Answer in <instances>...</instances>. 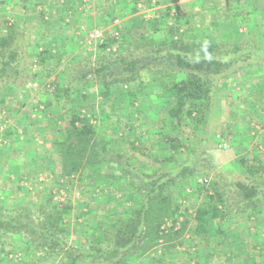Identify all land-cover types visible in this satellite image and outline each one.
<instances>
[{
    "label": "rangeland",
    "instance_id": "1",
    "mask_svg": "<svg viewBox=\"0 0 264 264\" xmlns=\"http://www.w3.org/2000/svg\"><path fill=\"white\" fill-rule=\"evenodd\" d=\"M135 1L0 0V24L6 32L14 28L12 35H22L26 41L23 45L26 48V65L20 72L17 87L14 90L3 87L5 91L0 92V210L11 216L29 215L38 222L53 209H67L62 219V224L67 228L63 237L67 246L74 248H89L95 243L97 248L106 252L111 246V241L102 234L94 233L91 226L105 227L103 218L107 217L108 212L120 214L126 210L124 202L129 200L130 188L112 159L149 173L159 170L160 162L173 154L168 141L162 135L159 137L162 129H165V136L172 133L173 127L166 124L167 104L163 101V89L156 82L160 75L172 76L166 60H159L138 72L139 81L111 86V95L106 101L100 95L102 86L83 83V87L78 85L76 94L72 93L75 98L72 97L74 99L71 101L64 99L62 105L60 101L53 100L56 78L63 88L69 86L76 89L77 82L71 81L72 75L94 71L104 57L110 59L119 55L128 60L142 58L149 45L160 42L159 35L152 33L153 29L147 22L143 25L140 23L143 18L151 20L156 16L163 22L171 19L169 23H172L176 13L181 16L185 12L187 16L180 21L178 28L184 42L197 43L202 34L215 40L228 38L222 33V26L218 34L210 32V28L216 25L210 23L214 19L210 18V5L204 7L206 0H149L150 5L146 0ZM215 1L219 3L218 6L224 4V0ZM245 2L241 0V4L245 5ZM255 2L256 9L264 8V0ZM241 4L235 5L234 15L241 11ZM220 13H216V18L221 20ZM256 17L253 23L257 26L260 15ZM236 19L237 25H230L235 30L231 31L233 38L244 40V34L238 29L245 28V25L240 16ZM92 34H98V37H91ZM108 38L113 42L103 48ZM238 45L241 46L232 42L229 47L236 48ZM47 48H50V54H56L50 62L55 64L50 71L40 68L35 60L31 64L27 58L29 52L38 54ZM58 52L63 55L59 57ZM231 54L225 55L230 57ZM50 63H46V66H50ZM238 71H231L237 74H233L232 79H220L219 74L213 77L216 80L219 78V82L214 87L215 97L210 107L211 114L206 116V125L199 124L192 131L182 129L183 133L178 131L181 139L189 136L188 141L181 148L180 156L176 155L172 163L162 164L168 168L192 157L197 168L195 184L209 190L210 194L214 181V187L224 189V195L230 198L233 197L231 182L245 174L240 160L249 159V163L254 148L264 159V150L258 143L261 132L258 139L253 140L259 132L257 122L251 129L253 135L242 126L239 136H236L232 134L236 129L229 125L232 117L227 118V113L230 111L231 114L232 106L240 109L235 111L240 116L247 100L246 93L238 83ZM81 94L88 98V106L80 109V113L90 118L97 130V143L107 144L105 150L108 154H105V163L97 168L88 167L79 174L62 178L54 169L57 161L50 157L45 159L43 152L46 149V154L52 156L55 153L57 140L62 136L59 132L69 119L67 109L73 104L74 108H78ZM216 98H220L219 106ZM51 101V105H48ZM214 105L220 107L221 111L213 116ZM90 108L93 112L88 110ZM247 136L253 142L246 151L243 146L247 142L244 137ZM223 143H226V147ZM27 152L37 154L31 158ZM185 204L194 208L198 202L194 205V202L187 201ZM179 222L180 219L176 223L169 221L166 228L176 232L180 229ZM192 229L191 223L173 241L174 247L169 250L163 249L167 242L160 241L154 249L155 253L133 259L129 264H264V211L252 216L236 214L234 209L226 211L223 220L211 223L210 234L200 238L191 237ZM0 237V264L70 263L64 257L41 260L44 253L27 251L30 246L26 238L20 239L18 234L5 237L0 231ZM163 252L165 256L160 258ZM151 258L157 259H152V263ZM39 260L42 262L39 263ZM75 264H110V261L101 257L95 260L87 257L83 263L78 261Z\"/></svg>",
    "mask_w": 264,
    "mask_h": 264
},
{
    "label": "trees",
    "instance_id": "2",
    "mask_svg": "<svg viewBox=\"0 0 264 264\" xmlns=\"http://www.w3.org/2000/svg\"><path fill=\"white\" fill-rule=\"evenodd\" d=\"M146 1L149 4V0ZM236 1L238 3H234ZM132 2L136 3L135 0ZM206 2L204 7L210 5V18L214 19L210 23L216 25L213 29L210 28L211 33L218 34L222 31L221 26L223 31H232L230 25L236 26V17L240 16L242 24L245 27L248 25L249 35H247L251 37L249 39L254 42L255 27L252 26L254 24L252 15L256 11L254 0H246L245 5L241 4V0H224L222 6H218L219 3L215 0H206ZM240 4L243 6L241 11L237 13L238 15H234L235 5ZM218 12H221V20L216 18ZM185 16H187L185 12L181 16L176 13L172 23H169L171 19L163 22L156 16L151 20L141 19L142 25L147 22L153 29L152 33L160 37V42L149 45L142 58L128 60L119 55L110 59L104 57L94 71L88 70L80 75H72L71 81L77 82L76 89L69 86L63 88L57 78L54 81L57 84L53 100L60 101L62 105L64 99L71 101L75 98L72 93L76 94L78 85L83 87V83H95L102 86L100 95L106 101L111 95V86L139 81L138 72L156 64L159 60H166L171 76L175 77L160 75L156 81L163 89V101L167 104L166 124L173 127L172 133L165 136H163L165 129H162L159 137L162 135V138L168 141L169 150L173 154L166 156L160 162L159 170L149 173L141 168L135 169L129 163L111 160L119 167L117 168L128 182L130 197L128 202H124L126 210L123 213L108 212L107 217L103 218L105 227L91 226L94 233L102 234L104 238L107 237L111 241L110 248L104 252L101 248H97L95 243L84 249L67 246L66 238L64 239L67 228L62 224L63 215L67 209L63 211L53 209L38 222L29 215L11 216L10 213L4 214L0 210V231L5 237L8 234H18L20 239L25 237L30 246L27 251L44 253L41 260L64 257L70 260L69 264H75L78 261L83 263L87 257H92L93 260L101 257L110 261V264H129L133 259L155 253L154 249L158 247L160 241L168 244L163 248L164 250L174 247L173 241L184 233L191 223L193 225L191 237L200 238L210 234L211 223L215 220H223L226 211L234 209L236 214L248 216L264 211V159L260 157L258 149L254 148L249 163V159L240 160L245 174L231 182L230 190L233 194L231 198L224 195V189L214 187V181L210 186L211 188L213 185L210 194L209 190L195 184L197 168L192 157L184 159L176 166L173 164L168 168L162 166L163 162L172 163L176 155L180 156L181 148L188 141L189 136L183 137L182 141V136L177 135L178 131L183 133L184 129L192 131L199 124L206 125V116L211 114L210 107L215 97L214 87L219 82V78L216 80L214 76L219 74L222 79L231 71L249 70L264 65V44L256 48L251 46L247 48V51L246 48L240 50L239 47H243L242 41L233 38L232 32L229 33L228 38L219 37L215 40L207 34H202L197 43L184 42L178 28ZM263 21L264 18L262 21L261 18L259 19L260 30L264 29ZM218 23L220 26L217 27ZM14 31V28L13 30L9 28L6 32L5 27L3 28L0 24V92L5 91L3 87H10L8 88L10 90L17 87L20 72L26 65L24 63L26 48L23 46L26 44L25 37L12 35ZM112 42V39L108 38L102 47L106 48ZM232 42L235 45L240 43L241 46L238 45L239 47H233V49L229 47ZM49 49L38 54L29 52L27 54L29 62L32 64L35 60L40 68L52 70L54 63L50 62L56 54H50ZM229 53H232L231 60L229 57L224 58L225 54ZM57 55L61 57L63 54L58 52ZM46 63H50V66L47 67ZM240 73L242 72L238 71V74ZM35 76L36 74L33 77ZM177 76L181 78L178 79ZM154 79L155 82L156 79ZM51 103L52 101L48 105ZM78 105L77 109L74 108V104L67 109L69 119L66 126L59 132L62 136H59L57 140L53 156L46 154L48 152L46 149L43 152L45 159L50 157L57 161L54 169L62 178L79 174L88 167L97 168L105 163L104 160L107 157L105 154H108L105 150L108 145L97 143V130L90 118L80 113V109L88 106V98L81 94ZM88 110L93 112L92 108ZM260 142L264 148V134L261 135ZM29 153L27 152L31 158L37 154V152ZM187 201L194 202V205L195 202L198 204L194 208L191 206L192 209L186 206ZM178 219L181 220L178 231L174 232L166 228L169 221L176 223ZM163 256H165L164 252L160 258ZM152 259L157 258L150 259L153 263ZM41 262L39 260V263Z\"/></svg>",
    "mask_w": 264,
    "mask_h": 264
},
{
    "label": "crops",
    "instance_id": "3",
    "mask_svg": "<svg viewBox=\"0 0 264 264\" xmlns=\"http://www.w3.org/2000/svg\"><path fill=\"white\" fill-rule=\"evenodd\" d=\"M255 6V4H254ZM260 9V8H259ZM252 16V20L256 19V15H260L261 21L262 18H264V8L258 10L256 9L255 12H253ZM259 17V16H258ZM257 20V19H256ZM259 23V20H258ZM253 27H255V31H254V35H255V39L254 42H252V39H249L250 36L249 35V30H248V25L243 29H241V27H239L238 32H240L241 34H244L243 36L245 37L244 40L241 39L242 41V46L243 48H250L251 46H254L255 48L263 45L264 44V29L260 30V26L259 25H252ZM231 30L233 29V31L235 32L234 28L230 27ZM222 33L224 34V36L228 37L231 33V31H222ZM248 34V35H247ZM251 38V37H250ZM261 40V42H260ZM252 42V43H251ZM233 48V47H232ZM234 49V48H233ZM226 58V55H225ZM236 58V57H235ZM232 59V56L230 55L229 60ZM228 61V59H225ZM235 61V60H234ZM240 75L239 76V86L240 89L242 88V90H244V92L246 93V102L244 103V110H241V115L239 116V114H235V111L240 110L239 108H235V106H232V112L230 114L227 113V118H230V116L232 117V121H230L229 125L232 124V129H236V131L234 130L232 132V134L239 136L238 133H240V127H246L245 130H247V132H250V135H253V130L251 131V129L253 128L254 122L256 123V129H259V132L256 133V137L253 140L258 139V134L261 132V134H264V65L263 66H257L256 68H251L249 70H241L239 69ZM237 73V72H236ZM234 76L237 75L234 72H229L227 74H225L224 76L226 78L232 79ZM230 85V84H229ZM233 86V84H232ZM229 87L227 86V89ZM217 99V98H216ZM220 98L217 99L216 103H218V106L220 104ZM250 102H253L250 104ZM215 103V104H216ZM218 106L214 105V112H213V116L217 115L220 113L221 109L220 107L218 108ZM225 111V110H224ZM226 113V111H225ZM240 113V111L238 112ZM247 115V116H246ZM212 116V117H213ZM239 116V118H238ZM211 117V118H212ZM245 118V119H244ZM243 119V120H242ZM255 120V121H254ZM226 124H228L226 122ZM242 127V128H243ZM226 130V129H225ZM250 136L244 137L245 139H247L245 146H243L244 148H246V151L249 150V148L251 147L253 140H248ZM244 139V140H245ZM258 143L261 145L262 147V143L260 142V140L258 139ZM226 145V143H223ZM239 145V144H238ZM264 150V148H263Z\"/></svg>",
    "mask_w": 264,
    "mask_h": 264
},
{
    "label": "built area",
    "instance_id": "4",
    "mask_svg": "<svg viewBox=\"0 0 264 264\" xmlns=\"http://www.w3.org/2000/svg\"><path fill=\"white\" fill-rule=\"evenodd\" d=\"M91 37H98V34H92ZM224 146L226 147L225 144H224Z\"/></svg>",
    "mask_w": 264,
    "mask_h": 264
}]
</instances>
